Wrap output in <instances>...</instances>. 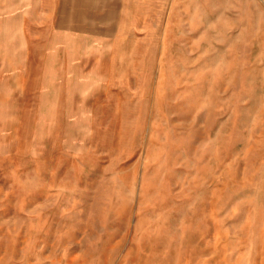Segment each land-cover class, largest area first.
<instances>
[{
	"label": "rangeland",
	"instance_id": "rangeland-1",
	"mask_svg": "<svg viewBox=\"0 0 264 264\" xmlns=\"http://www.w3.org/2000/svg\"><path fill=\"white\" fill-rule=\"evenodd\" d=\"M129 1L86 30L39 0L0 264H264V0Z\"/></svg>",
	"mask_w": 264,
	"mask_h": 264
},
{
	"label": "crops",
	"instance_id": "crops-1",
	"mask_svg": "<svg viewBox=\"0 0 264 264\" xmlns=\"http://www.w3.org/2000/svg\"><path fill=\"white\" fill-rule=\"evenodd\" d=\"M46 3V9H54L52 0H41ZM60 5L59 26L71 27L79 24L86 30L97 20L102 23L104 10H119L129 8L124 5L129 0H57ZM31 18L26 19L23 10V0H0V140L5 137L7 122V107L22 105L25 88H35L39 81L41 70L39 65L38 39L33 27L38 26L37 9L39 0L28 2ZM50 4V5H49ZM72 11H75L73 14ZM34 18V19H33ZM28 26L30 29H28ZM92 30V29H90ZM45 52V49H42ZM46 55L48 73H56V80L64 79L65 67L61 55ZM42 55V56H43ZM84 56V62L76 63L78 71L87 74L86 60L93 57ZM69 64V63H68ZM75 66V64H74ZM70 69L68 65V70ZM68 74V72L66 71Z\"/></svg>",
	"mask_w": 264,
	"mask_h": 264
}]
</instances>
